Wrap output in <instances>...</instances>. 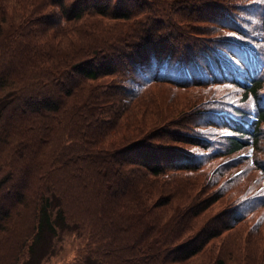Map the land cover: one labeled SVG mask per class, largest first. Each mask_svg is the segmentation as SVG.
Returning a JSON list of instances; mask_svg holds the SVG:
<instances>
[{
    "label": "trees",
    "instance_id": "1",
    "mask_svg": "<svg viewBox=\"0 0 264 264\" xmlns=\"http://www.w3.org/2000/svg\"><path fill=\"white\" fill-rule=\"evenodd\" d=\"M176 1L162 3L181 17L173 26L159 3L0 0V226L31 200L22 264H39L59 230L76 228L67 206L91 204V237L119 241L85 245L71 264H200L235 227L207 221L217 197L194 201L186 170L201 161L192 148L227 128L224 153L252 143L264 172V0ZM247 231L243 244L229 241L227 262L258 245L264 264V228L254 219Z\"/></svg>",
    "mask_w": 264,
    "mask_h": 264
},
{
    "label": "rangeland",
    "instance_id": "2",
    "mask_svg": "<svg viewBox=\"0 0 264 264\" xmlns=\"http://www.w3.org/2000/svg\"><path fill=\"white\" fill-rule=\"evenodd\" d=\"M163 1L164 2L160 0H124V3L134 5V7H139L140 9L146 8L147 5L145 2L153 4L159 3V9L163 14V18L161 19H164L166 23L169 22L174 26L181 17H179L177 13H173V15L169 14L166 6L162 5V3L168 4L170 0ZM181 1L183 0H177L176 2L179 3ZM114 2L116 1L112 3ZM121 5L124 7L122 3ZM137 12L139 11L135 13ZM242 14L251 18L247 12H242ZM140 16L141 15H137L136 17ZM193 16L194 15H189L188 17ZM144 17L145 15L142 20H144ZM256 17L257 20H259L260 17ZM133 18L134 16L132 19ZM234 20H237V18L235 17L233 21ZM101 21L106 23L109 22L104 20ZM189 28L191 29V23ZM109 33L111 32L107 29L99 32V34L105 35V37ZM126 33L129 34V31L125 29L122 34L126 35ZM96 36L99 37L98 34ZM126 37H122L123 41L115 44L127 48L131 39L125 40ZM96 55L98 56L100 54L98 53ZM94 63L102 65L106 63V60L104 58H97ZM229 89L230 88H226V90ZM191 108L192 106L182 109L177 116L181 112L188 111ZM183 121L185 127L191 131V121L187 119ZM261 127H263L264 130V123L261 124ZM222 132H227V129L215 128V130L208 133V137L206 136L209 141H206L204 146L192 148L194 152L198 153L196 156H199L198 158H201V161H196L198 166L194 171L186 170V173L191 176L195 183V185L192 183L194 190L193 195L195 197L194 201L204 196V198L208 197L204 200V203H206L211 198L217 197L207 209V221L215 222L216 224H222V222L236 224L232 230L222 233L223 238L221 240L219 239L210 253L199 261L200 264H218L217 261L219 259H223L224 263L234 264L232 260L227 262V257L234 248L229 247V241H232L234 246L243 244L245 235L248 234L247 229L254 219L258 222L260 227L264 228V172L260 170L257 171L254 166L248 164L247 157L238 156L239 154L236 156L235 153L233 158L230 159L231 156L225 155L221 145L223 140L220 134ZM262 142H264V139ZM186 145L188 144L184 143V146ZM244 150L247 151V149H243L242 151ZM238 153H241V151ZM260 156L264 158V149H261ZM5 172L6 169L0 168V178L4 176ZM213 176L215 179H212ZM210 179L212 180L211 182H209ZM200 184L203 185L201 186ZM92 202H94V200H92ZM90 211H94L91 204L85 206L77 205V208L67 206V221L69 224H74L76 228L59 230L58 235L52 240L50 253L44 256L39 264H71L75 258L78 257L77 259H79L83 256L84 251H79L83 246L92 245L97 240H99L97 244V248L99 249H102L104 245L110 242H113L116 246L119 244V241H115L104 235H100L96 238L91 237L90 221L84 218ZM236 213L241 214V216L243 215V221L233 222L232 216L235 218ZM95 214H97V212ZM32 225L33 213L31 200L30 205L26 206L25 209L22 208L21 212L17 214L11 212L5 217L4 224L0 226V264H22V262L28 258L27 254L24 252V243L26 237L31 233ZM237 228L239 229L238 237L235 236ZM259 250L260 247L258 245L252 247V249L243 250L244 259H246L245 262L239 261V263L259 264L255 262L256 256L260 253ZM26 264H36V261L31 259Z\"/></svg>",
    "mask_w": 264,
    "mask_h": 264
},
{
    "label": "snow or ice",
    "instance_id": "3",
    "mask_svg": "<svg viewBox=\"0 0 264 264\" xmlns=\"http://www.w3.org/2000/svg\"><path fill=\"white\" fill-rule=\"evenodd\" d=\"M232 35H234V33Z\"/></svg>",
    "mask_w": 264,
    "mask_h": 264
}]
</instances>
